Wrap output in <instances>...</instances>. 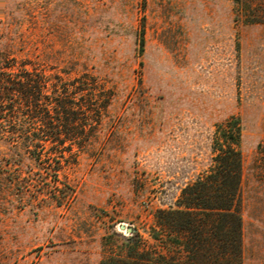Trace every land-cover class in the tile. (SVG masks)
Returning a JSON list of instances; mask_svg holds the SVG:
<instances>
[{"label": "rangeland", "instance_id": "obj_1", "mask_svg": "<svg viewBox=\"0 0 264 264\" xmlns=\"http://www.w3.org/2000/svg\"><path fill=\"white\" fill-rule=\"evenodd\" d=\"M246 1L0 0V73L31 63L77 113L50 133L21 108L0 116V264L125 258L121 225L139 253L167 254L156 214L211 175L234 119L243 264H264V0ZM21 125L41 141L23 147Z\"/></svg>", "mask_w": 264, "mask_h": 264}, {"label": "trees", "instance_id": "obj_2", "mask_svg": "<svg viewBox=\"0 0 264 264\" xmlns=\"http://www.w3.org/2000/svg\"><path fill=\"white\" fill-rule=\"evenodd\" d=\"M235 1L247 4L246 0ZM244 14L246 19L256 17L253 9H246ZM29 65L31 63L24 64L25 72L19 81L7 78L4 72L0 73V116L4 113L13 116L21 108L23 115L40 120L39 127L44 129V133L57 131V128L62 130L65 123L71 121V115L77 114L71 109L72 102L60 96L49 98L46 93L51 87L58 88V92L60 89L64 91L63 85L50 84L43 75L38 77L27 69ZM16 68L15 65L3 64L1 69ZM46 101H52L55 116L50 114ZM20 127L21 130H12V133L25 134L23 147L41 141L36 129L32 130L27 125ZM241 139L242 127L235 119L228 121L216 139L219 147L213 148L216 157L211 175L204 179L199 177L195 184L182 191L174 206L157 212L158 229H154V239L163 244L160 246L168 251L167 254L159 252L153 257L146 252L139 253L140 237L134 231L126 239L133 244L127 256L110 259L104 264H243V220L237 207L242 173V154L239 150ZM52 142L58 148L65 145L60 140ZM37 147L34 146L35 149ZM11 152L12 156L20 154L17 148ZM36 163L34 166L39 165ZM20 164L32 166V163L22 161Z\"/></svg>", "mask_w": 264, "mask_h": 264}, {"label": "water", "instance_id": "obj_3", "mask_svg": "<svg viewBox=\"0 0 264 264\" xmlns=\"http://www.w3.org/2000/svg\"><path fill=\"white\" fill-rule=\"evenodd\" d=\"M120 228L122 230H126L129 234H133L134 229L132 227H126L125 225H121Z\"/></svg>", "mask_w": 264, "mask_h": 264}]
</instances>
